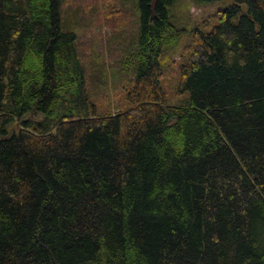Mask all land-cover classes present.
<instances>
[{
    "label": "trees",
    "instance_id": "1",
    "mask_svg": "<svg viewBox=\"0 0 264 264\" xmlns=\"http://www.w3.org/2000/svg\"><path fill=\"white\" fill-rule=\"evenodd\" d=\"M64 1L0 0V264H264V0Z\"/></svg>",
    "mask_w": 264,
    "mask_h": 264
},
{
    "label": "rangeland",
    "instance_id": "2",
    "mask_svg": "<svg viewBox=\"0 0 264 264\" xmlns=\"http://www.w3.org/2000/svg\"><path fill=\"white\" fill-rule=\"evenodd\" d=\"M132 1L133 0H130L131 4L125 2L126 5L124 8L126 9V13L129 14L130 18H135L136 10H133ZM122 4H124L123 0H65L61 6V10L63 15H68L67 18H70L69 16H71L72 22H74L75 26V23L81 22L77 25L80 26V30L76 29V32L82 39L83 36L88 37L89 35L88 30H82L85 28V26L92 24L93 20L97 17L99 18V21L103 20L108 13L107 11L110 5L119 8ZM178 4V12L180 17L189 18L190 16L192 20L203 22L207 21L209 17L215 20V18H217V11L223 10L226 7V4H229V0H219L210 3H197L195 0H178ZM237 21V19H233L234 24H237ZM105 30L108 31L106 27L103 26L101 28V32H105ZM97 34L99 33L95 34L97 42L95 47H97V50H100L105 48V45L103 46V44L100 43L101 41L99 35ZM107 48H109V46ZM167 94L168 100L171 104H181V96H174L173 89H168Z\"/></svg>",
    "mask_w": 264,
    "mask_h": 264
},
{
    "label": "water",
    "instance_id": "3",
    "mask_svg": "<svg viewBox=\"0 0 264 264\" xmlns=\"http://www.w3.org/2000/svg\"><path fill=\"white\" fill-rule=\"evenodd\" d=\"M157 0H151L149 3V11H150V22L153 21L155 14V6H156Z\"/></svg>",
    "mask_w": 264,
    "mask_h": 264
}]
</instances>
